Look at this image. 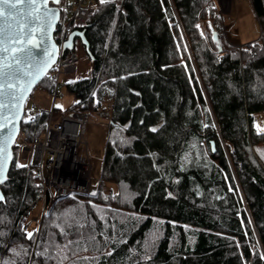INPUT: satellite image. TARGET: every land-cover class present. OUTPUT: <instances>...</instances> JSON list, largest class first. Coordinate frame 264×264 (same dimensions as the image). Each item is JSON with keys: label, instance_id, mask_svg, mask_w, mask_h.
I'll use <instances>...</instances> for the list:
<instances>
[{"label": "trees", "instance_id": "trees-1", "mask_svg": "<svg viewBox=\"0 0 264 264\" xmlns=\"http://www.w3.org/2000/svg\"><path fill=\"white\" fill-rule=\"evenodd\" d=\"M249 1L260 36L239 49L217 0H93L91 70L66 92L71 111L111 114L99 186L29 238L41 188L15 147L0 264H264V0ZM43 122L22 123L29 144Z\"/></svg>", "mask_w": 264, "mask_h": 264}, {"label": "built area", "instance_id": "built-area-1", "mask_svg": "<svg viewBox=\"0 0 264 264\" xmlns=\"http://www.w3.org/2000/svg\"><path fill=\"white\" fill-rule=\"evenodd\" d=\"M58 7L66 19H61L55 40L63 45L70 37L71 25L78 30L87 25L94 15V4L93 0H80L73 4H60ZM237 47L240 49L241 46ZM84 54L81 46H76L74 51L60 56L48 75L51 89L47 94L52 100V106L44 109L33 103L25 108L23 122L44 120L41 135L29 144L20 134L18 143L16 142L15 147L22 153L29 154V167L39 179L42 217L57 199L71 195L87 196L93 191V163L85 138L90 115L85 112H61L56 107V102L64 99L66 87L84 78L91 70V66L86 70L81 68ZM97 115L109 128L111 114L102 111ZM37 222H29L25 230Z\"/></svg>", "mask_w": 264, "mask_h": 264}, {"label": "snow or ice", "instance_id": "snow-or-ice-1", "mask_svg": "<svg viewBox=\"0 0 264 264\" xmlns=\"http://www.w3.org/2000/svg\"><path fill=\"white\" fill-rule=\"evenodd\" d=\"M47 5L48 0H0V183L8 160V145L15 135L20 102L51 62L49 57L40 64L33 56V49L39 46L34 43L36 33L46 35L55 18Z\"/></svg>", "mask_w": 264, "mask_h": 264}, {"label": "rangeland", "instance_id": "rangeland-1", "mask_svg": "<svg viewBox=\"0 0 264 264\" xmlns=\"http://www.w3.org/2000/svg\"><path fill=\"white\" fill-rule=\"evenodd\" d=\"M108 1L112 0H104V2ZM226 2L227 9L225 8ZM217 3L219 8V14L222 18H224V35L231 45L240 46L258 40L260 36L258 22L249 0H223L222 3L217 0ZM76 46H81L80 42L77 43ZM81 49L83 50L82 46ZM81 66L82 70L89 69L91 66L86 54H84V61ZM89 72L90 71H88V73ZM33 103H36L38 106L44 109H49L52 106V100L50 96L47 93L41 91L40 89H36L34 91L27 105ZM75 103L76 99L74 98V96L66 92L64 99L58 100L56 102V107L61 112L67 113L71 111ZM255 123L256 129L260 133H264V114L256 116ZM108 132L109 128L98 119V115L90 116L85 138L89 146V155L93 163V192H95V190H97L99 186L103 158L108 140ZM19 162L24 166H28L30 163L29 154H21ZM41 219L42 209L41 203H39L36 208L32 211L29 218V222H34L35 220H37L38 222L37 224L34 223L32 225L29 233L33 234L36 230L37 232H39V228L41 226L42 221ZM29 222L26 225H28Z\"/></svg>", "mask_w": 264, "mask_h": 264}, {"label": "water", "instance_id": "water-1", "mask_svg": "<svg viewBox=\"0 0 264 264\" xmlns=\"http://www.w3.org/2000/svg\"><path fill=\"white\" fill-rule=\"evenodd\" d=\"M220 3L223 2V0H218ZM62 0H59V3L53 2V0H48V9L55 13V18L51 22L50 29L47 31L46 35H42L41 33H36L34 43L39 45L38 47L33 49V56L35 57V60L39 62L40 64H43V62L50 60L51 62L48 63L47 69L44 71L42 75H40L36 80L35 83H33L32 87L25 93L24 99L20 102L19 106V116L16 119L15 122V135L12 138L11 143L8 145V160L6 167L3 171V182L0 183V197H3V200H0V203L5 201L4 193L1 189V186L4 185L8 179H9V173L14 161V148L16 146V142L21 134V127L23 123V118L25 115V108L29 101V99L32 97L34 91L38 88V86L46 79V77L51 72L54 65L58 62L60 56L62 54H65L67 52L74 51L77 42L79 41L81 46L84 47L86 55L92 59L91 52H90V46L86 39V30H74L70 33V37L66 43L63 45H59L55 40V34L57 31V28L61 22L62 19V12L60 8L58 7L61 4ZM224 21V18H223ZM38 26V25H37ZM213 41L218 45V48L220 51H222V44L219 39V34L217 32H214L213 34ZM7 131V130H6ZM0 142H3V137H0ZM213 151L215 152L214 145H213Z\"/></svg>", "mask_w": 264, "mask_h": 264}, {"label": "bare ground", "instance_id": "bare-ground-1", "mask_svg": "<svg viewBox=\"0 0 264 264\" xmlns=\"http://www.w3.org/2000/svg\"><path fill=\"white\" fill-rule=\"evenodd\" d=\"M225 6H226L225 8L227 9V2H226V5Z\"/></svg>", "mask_w": 264, "mask_h": 264}, {"label": "flooded vegetation", "instance_id": "flooded-vegetation-1", "mask_svg": "<svg viewBox=\"0 0 264 264\" xmlns=\"http://www.w3.org/2000/svg\"><path fill=\"white\" fill-rule=\"evenodd\" d=\"M57 31H58V29H57ZM77 43H79V41Z\"/></svg>", "mask_w": 264, "mask_h": 264}]
</instances>
